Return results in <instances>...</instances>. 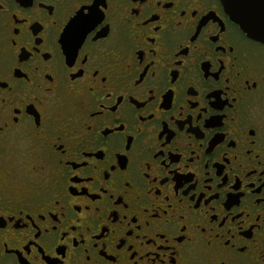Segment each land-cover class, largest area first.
I'll list each match as a JSON object with an SVG mask.
<instances>
[{"label":"flooded vegetation","instance_id":"flooded-vegetation-1","mask_svg":"<svg viewBox=\"0 0 264 264\" xmlns=\"http://www.w3.org/2000/svg\"><path fill=\"white\" fill-rule=\"evenodd\" d=\"M86 3L0 0V264H262L264 42L220 0H104L71 65Z\"/></svg>","mask_w":264,"mask_h":264},{"label":"snow or ice","instance_id":"snow-or-ice-1","mask_svg":"<svg viewBox=\"0 0 264 264\" xmlns=\"http://www.w3.org/2000/svg\"><path fill=\"white\" fill-rule=\"evenodd\" d=\"M98 5H103L104 7H107V5L104 4V0H95V2H93V0H87L86 4H77V8H78L77 13L63 29V34H64L63 51L64 54L67 56V58H70L71 65L76 59V50L84 42L85 37H89V33L92 34L91 37L89 38L92 39L93 41L98 35H104V32L101 31L99 28H97V26L100 24L101 20L103 19L102 12L100 11ZM234 17H235L234 19H237L235 15ZM239 23L241 24L242 27L245 28L246 31L249 32V34L251 33L250 29L248 28V25L243 19L239 20ZM261 26L264 27V20H261ZM192 39H195V37L194 38L192 37ZM205 39H207V36H205ZM65 49H67V51H65ZM84 59H86V57H84ZM73 72L82 75L81 68H74ZM96 74H98V72ZM73 78L75 77L73 76ZM50 90L51 89H46V91H50ZM205 99L208 100V104L202 105L201 110L207 112L209 106L211 105V99L208 95L205 96ZM33 122L37 127H39L41 124L40 115L38 114L35 115ZM208 122L209 124H211L210 120ZM162 147H163V142H162ZM160 153L161 156L164 155L163 151H161ZM182 218L183 217H181V219ZM225 219H228V217L226 216ZM262 264H264V258H262Z\"/></svg>","mask_w":264,"mask_h":264},{"label":"water","instance_id":"water-1","mask_svg":"<svg viewBox=\"0 0 264 264\" xmlns=\"http://www.w3.org/2000/svg\"><path fill=\"white\" fill-rule=\"evenodd\" d=\"M225 12L239 25L240 29L250 38L264 42V0H220ZM234 15L237 19H234ZM243 19L251 33L241 26L239 20Z\"/></svg>","mask_w":264,"mask_h":264}]
</instances>
